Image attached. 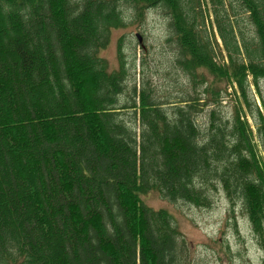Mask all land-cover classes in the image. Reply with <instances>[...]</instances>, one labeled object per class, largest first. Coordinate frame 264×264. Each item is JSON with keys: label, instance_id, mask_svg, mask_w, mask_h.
Segmentation results:
<instances>
[{"label": "trees", "instance_id": "16d2710c", "mask_svg": "<svg viewBox=\"0 0 264 264\" xmlns=\"http://www.w3.org/2000/svg\"><path fill=\"white\" fill-rule=\"evenodd\" d=\"M207 1L0 0V264H186L172 214L142 197L209 207L216 185L264 242V0ZM151 9L194 88L201 70L225 81L253 125L212 111L203 130L197 89L169 103L135 85L122 101L123 55L111 71L100 53Z\"/></svg>", "mask_w": 264, "mask_h": 264}, {"label": "rangeland", "instance_id": "374dc122", "mask_svg": "<svg viewBox=\"0 0 264 264\" xmlns=\"http://www.w3.org/2000/svg\"><path fill=\"white\" fill-rule=\"evenodd\" d=\"M203 1L206 11L211 12L209 1ZM225 2L229 11L231 7L241 11L239 0ZM242 15L237 19H243L244 28L251 32L246 16ZM125 16L128 26L113 30L110 44L100 53L108 62L111 71L119 69V51L123 55L128 79L122 101L130 99L135 85L139 89L145 84L153 91L155 99L169 103L179 101L188 93L194 97L197 89L202 100L199 104L201 112L198 115V122L203 130L210 127L212 111L217 112L220 118L226 121L238 112L242 117L247 116L253 125L244 101L228 83L217 81L213 85V78L201 70L197 73V80L198 83L202 80L205 83L194 88L192 82H189L190 80L177 67L176 43L170 40L172 35L169 18L162 10H149L141 23L134 21L132 11H128ZM211 19L212 17L209 21ZM214 32L218 43L215 46L216 61L223 64L226 53L217 32ZM121 38L123 39L120 42ZM260 86L264 98V82H261ZM209 87H212L214 96L210 90L208 94H204ZM251 91L260 106L254 87H251ZM216 93L219 96H216ZM209 195L211 198L209 207H197L183 202L171 203L161 198L155 191L143 196L142 199L149 207L155 210L166 209L172 214L186 245V264H264V242L254 234L242 206L237 204L233 206L219 185L211 189Z\"/></svg>", "mask_w": 264, "mask_h": 264}]
</instances>
